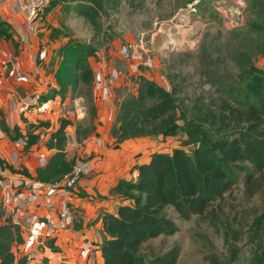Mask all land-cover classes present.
I'll list each match as a JSON object with an SVG mask.
<instances>
[{"label": "trees", "instance_id": "1", "mask_svg": "<svg viewBox=\"0 0 264 264\" xmlns=\"http://www.w3.org/2000/svg\"><path fill=\"white\" fill-rule=\"evenodd\" d=\"M72 11L87 23L93 35L89 42L73 41L64 44L55 74L62 96L74 97L85 87L88 101V124H76L75 138L87 139L94 131L96 104L92 86L94 70L91 60L97 50L107 48L120 39L114 30L116 15L124 3L138 9L134 0H70ZM195 1V0H194ZM197 7L204 1L198 0ZM212 5V1L208 0ZM245 23L232 28L238 40H253L264 45V0H246ZM213 8V7H212ZM214 10V9H213ZM238 82L228 91L227 99L210 103L196 102L188 110L179 97L180 88L170 78V89L156 80L137 73L131 77L132 91L115 104V118L110 136L117 145L140 138H174L184 136L190 151L176 147L171 154L155 152L146 163L133 167L136 180L120 179L110 190L119 202L116 214L101 218L105 239L99 247L103 264H176L180 248L173 245L161 256L154 255L147 243L159 237L177 233L178 226L167 215L171 208L182 220L202 217L212 205L239 183L243 175L245 185L256 193L255 175L264 172V72L256 68L247 52L238 54ZM238 98V99H237ZM231 100V101H230ZM72 122L59 120L55 131L49 132L44 147L53 151L43 168L35 171V181L48 184L61 179L71 170L65 146L66 129ZM46 123L29 124L25 132L9 129L0 122V129L12 141L25 139L23 151L29 152L40 140ZM40 131L35 133L36 131ZM0 167L8 168L0 159ZM23 172V173H22ZM24 176L31 178L26 171ZM259 178V177H258ZM254 187V188H253ZM21 228L12 221L0 203V264H30L21 255ZM252 245L245 264H264V226L251 228ZM47 245L53 250L52 242ZM210 264H218L214 257ZM46 264V260H43Z\"/></svg>", "mask_w": 264, "mask_h": 264}, {"label": "rangeland", "instance_id": "2", "mask_svg": "<svg viewBox=\"0 0 264 264\" xmlns=\"http://www.w3.org/2000/svg\"><path fill=\"white\" fill-rule=\"evenodd\" d=\"M211 1L212 5L204 0L197 7V14L187 9L194 0H134L138 9L124 3L114 19V30L120 34V39L107 48L98 49L96 57L90 61L95 70L94 101L100 91L98 70L101 67L115 68L121 83L114 91L118 101L132 91L131 77L141 72L167 89L171 87L170 78L174 80L187 110L196 102L229 98L228 91L237 87L240 52L249 53L256 68L264 72V45L253 40H238L231 32L246 21V0ZM67 8L69 4L64 13ZM66 22L68 24L63 25L66 43L89 42L93 32L84 20L74 17ZM85 92V87L81 86L74 97L71 95L65 111L75 116L87 113L89 103ZM60 119L64 118L59 117L58 121ZM151 143L153 148L145 152L164 150L162 153L171 154L176 147L191 150L182 134L168 140L154 139ZM239 177V183L202 217L182 220L168 208L167 215L178 226L177 233L151 240L147 248L161 256L173 245L179 246L176 264H210V257L216 258L218 264H245L252 247L251 228L256 223L264 226V172L261 176L255 175L257 184H261L256 193L245 185L243 175ZM3 181L0 176V184ZM5 197V190L0 186V203L8 212ZM10 209L13 214H19L17 207Z\"/></svg>", "mask_w": 264, "mask_h": 264}, {"label": "crops", "instance_id": "3", "mask_svg": "<svg viewBox=\"0 0 264 264\" xmlns=\"http://www.w3.org/2000/svg\"><path fill=\"white\" fill-rule=\"evenodd\" d=\"M68 4L69 8L64 13ZM72 5L70 0H52L47 14L31 22L18 9L19 0H0V122L9 129L19 128L21 133L25 132L29 124H47L45 131L40 134V140L26 152L27 155L22 150L25 139L12 141L0 129V159L5 166L17 172L12 173L8 168L0 167V176L4 178L3 184H0L1 189L8 195L15 184L35 181L32 178L36 169L43 168L53 153L46 150L44 142L48 133L58 128L59 117L72 122L66 129L67 137L70 136L65 146L66 157L74 149L79 158L89 163L94 170L90 178L77 184L69 198L61 200L52 197L46 201L41 197L38 205L19 210V214L10 213L19 220L25 241L28 236L35 234L33 225L24 226L27 215L42 220L43 214L50 213L56 220L64 204L67 205V224L64 227L51 224L49 229L45 228L41 232V236H45L48 230L49 235L40 238L39 245L32 247L30 264H43V260H46V264H103L99 250L105 239L101 218L105 214H116L120 204L110 194V190L120 179L135 181L136 172L133 167L146 163L155 152H164H145L153 148L151 142L154 139L162 137L134 139L117 145L110 136L115 104L118 101L114 91L121 86L115 68L110 66L98 70L101 76L98 80L100 91L95 98V131L87 139L76 141V124H84L86 120L89 122L87 113L75 116L65 111L71 94L67 93L63 99L62 95L52 93L59 90L55 74L61 60L59 51L67 41L63 25L77 17L72 11ZM34 98L38 104L50 98L59 99L60 102L39 111L31 102ZM23 155H26V159L22 158ZM23 170L31 178L24 176ZM22 192L28 194L27 191ZM48 242H52L53 250L47 245Z\"/></svg>", "mask_w": 264, "mask_h": 264}, {"label": "built area", "instance_id": "4", "mask_svg": "<svg viewBox=\"0 0 264 264\" xmlns=\"http://www.w3.org/2000/svg\"><path fill=\"white\" fill-rule=\"evenodd\" d=\"M198 2V0H195L193 3L187 5V9L190 11H188L189 13H196L195 6ZM51 3L52 0H19L18 9L27 17L29 21L33 22L41 19L47 14ZM31 102L34 106L38 107L37 109L39 111H41L46 110L48 107H53L54 105L59 103L60 100L50 98L45 100L42 104H38V100L34 98L31 100ZM66 138H70V136L67 137L66 134ZM25 144V141H23L22 146L24 147ZM25 154L27 155V153ZM26 155H23L22 158L26 159ZM67 159L72 162L71 170L61 179L48 184L32 180L19 182L12 186V189L10 190L8 195L6 193L5 205L7 208L9 207L7 215L12 218V221L15 224H18L20 226L21 232L22 226L19 224V220L16 216L12 217V215L10 214L12 213L10 212L11 207L15 206L22 211L27 210L33 205H38V200L41 197L46 201H50L52 197H57L61 200L67 199L72 195V191H74L77 184L85 179L90 178L93 175L94 170L92 166L80 159L77 153L74 152V149L70 151L69 157H67ZM23 190L27 191L28 194L24 195L22 192ZM63 207L64 209L62 210V212L58 216H56V220L53 219L54 217L50 213L43 214L42 220L34 216H26L24 226H28L29 224L33 225L35 234L30 235L25 239L23 245L21 246L22 248L20 247L21 255L30 257L32 247L39 245L38 243L40 242V238L47 237L49 235V231L47 230L48 234L45 236H41V232H43L45 228L49 229L51 227V224L54 227H64L67 224L65 221L66 219H69V214H67L66 212L67 205L65 206L64 204Z\"/></svg>", "mask_w": 264, "mask_h": 264}, {"label": "water", "instance_id": "5", "mask_svg": "<svg viewBox=\"0 0 264 264\" xmlns=\"http://www.w3.org/2000/svg\"><path fill=\"white\" fill-rule=\"evenodd\" d=\"M174 50L171 51V53L173 52Z\"/></svg>", "mask_w": 264, "mask_h": 264}]
</instances>
